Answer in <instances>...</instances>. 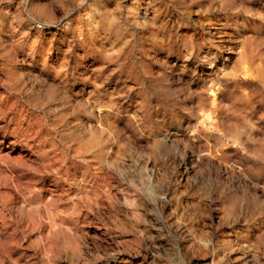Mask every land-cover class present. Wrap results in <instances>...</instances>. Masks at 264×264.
<instances>
[{
  "label": "rangeland",
  "instance_id": "1",
  "mask_svg": "<svg viewBox=\"0 0 264 264\" xmlns=\"http://www.w3.org/2000/svg\"><path fill=\"white\" fill-rule=\"evenodd\" d=\"M0 264H264V0H0Z\"/></svg>",
  "mask_w": 264,
  "mask_h": 264
}]
</instances>
